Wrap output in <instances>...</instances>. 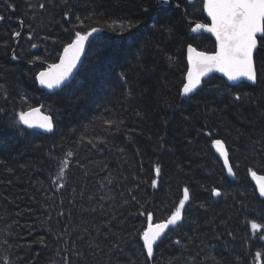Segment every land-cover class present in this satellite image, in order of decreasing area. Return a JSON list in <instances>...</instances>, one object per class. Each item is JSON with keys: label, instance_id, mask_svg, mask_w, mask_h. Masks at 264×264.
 Masks as SVG:
<instances>
[{"label": "trees", "instance_id": "16d2710c", "mask_svg": "<svg viewBox=\"0 0 264 264\" xmlns=\"http://www.w3.org/2000/svg\"><path fill=\"white\" fill-rule=\"evenodd\" d=\"M8 3L15 11L0 0V84L8 89L0 97V264H65V256L69 264H264L255 258L264 240L249 224H264V197L249 173L264 176V48L255 56L260 83L233 86L214 75L212 91L186 99L187 45L216 50L210 35L190 31L209 23L202 0H172L155 18L157 0ZM137 22L140 37L129 47L121 26ZM93 27L102 33L73 81L57 92L41 89L39 72L58 62L75 31ZM36 107L54 118L53 133L10 127L16 113ZM217 138L226 142L236 178L212 147ZM64 160L58 183L66 187L58 191L52 181ZM184 187L192 196L187 224L148 260L139 238L147 220L139 213L166 220ZM213 188L221 197L211 196ZM113 242L120 248L113 251Z\"/></svg>", "mask_w": 264, "mask_h": 264}, {"label": "snow or ice", "instance_id": "6c2138e0", "mask_svg": "<svg viewBox=\"0 0 264 264\" xmlns=\"http://www.w3.org/2000/svg\"><path fill=\"white\" fill-rule=\"evenodd\" d=\"M194 0H189V3H193ZM6 8L15 11L12 4L8 3V0H3ZM29 6L31 0H28ZM63 5H67L69 0H61ZM172 0H157L155 11L150 14L152 18L162 15L166 9L160 7V5H170ZM203 11L206 13L210 20V23H195L190 28L193 34H201L202 32L210 33L215 37L216 50L213 53L198 50L192 44H188L187 51V68L185 72V82L181 89V95L186 99H191L195 95H198L200 91H204L207 88L212 91L211 80H206L202 86L201 82L204 78L209 77L211 73H222L229 82H238L246 80L255 85L260 83V68H258L255 54L258 47L264 48V0H202ZM179 7V5H176ZM40 9H45L46 4L40 3ZM145 13H149L147 7L143 8ZM6 17L0 14V21H4ZM64 19H68V14L65 13ZM80 18L77 17V20ZM23 25V20L19 22ZM124 32L128 35L125 37L129 47H134L140 37L138 29L140 28V22L129 23L127 27L121 26ZM171 31V29H168ZM67 31V29H66ZM98 29L93 27L89 31L81 32L75 31L74 37H70L71 42L66 44L63 48V54L59 57L58 63H53L48 66L47 71H41L36 76L40 85L47 89L61 88V85H65L66 81L73 76L74 70L77 69V65L81 60V54L85 51L86 43H90L89 38L94 33H98ZM13 38L21 36L20 31H14L12 33ZM28 39L31 40L32 36L29 35ZM48 39V37H44ZM32 48H37V44H31ZM13 60L19 59V57L13 51ZM36 59H39L37 57ZM171 60V57L169 58ZM66 86V85H65ZM199 90V91H198ZM8 89L5 84H0V97L7 99ZM23 99V97H22ZM240 95L235 96L236 101L242 100ZM38 108H30L28 111H20L16 113V119L11 121L10 127L19 128L20 125L27 129H43L46 132L52 133L55 129L54 118L51 116H39ZM110 126H117L116 121H106ZM123 121H119V124H123ZM20 134L23 135V130H20ZM211 135V132L206 133ZM91 143V141H89ZM212 147L215 148L219 157L223 159L224 167L227 170V175L236 178L237 173L234 171L233 166L230 164L229 149L226 147V142L222 139H213ZM67 155L71 157L72 152H68ZM68 161L64 160L60 163L59 172L56 175L53 184H57V190L66 187L65 183H58L63 181L67 171ZM155 173L157 176L161 173L159 165L155 166ZM249 173L253 180L258 184V192L260 197H264V176H258L255 171L249 169ZM152 187H157V181H152ZM221 191L216 188L211 189V196L221 197ZM133 196V200H135ZM192 202V196L188 187L183 188L182 198L179 200L174 211L168 216L166 220L154 223L153 212H140V215H146L147 227L144 228L139 238L143 241L142 247L146 252L148 260L154 257V246L161 240L162 237H169L173 231L183 230L187 224L188 207ZM94 210V209H93ZM60 212L59 215H63ZM110 223V222H109ZM250 228L255 232H260L259 239L264 240V224L258 223L255 220L249 221ZM107 227V225H106ZM231 235V233H228ZM81 239H83L81 237ZM177 245L182 242L180 240L175 241ZM119 242L112 243V250L115 251L120 248ZM89 247H93V244H89ZM95 247L99 248V244H95ZM264 257V253L256 252L255 258L257 261ZM65 264H69L67 256L64 258ZM214 264H220L219 261H215ZM5 264H8L5 261Z\"/></svg>", "mask_w": 264, "mask_h": 264}, {"label": "water", "instance_id": "95a60500", "mask_svg": "<svg viewBox=\"0 0 264 264\" xmlns=\"http://www.w3.org/2000/svg\"><path fill=\"white\" fill-rule=\"evenodd\" d=\"M205 15H206V13H205ZM206 17H207V15H206ZM207 19H208V21H209V23H210V20H209L208 17H207ZM0 22H3V21H0ZM98 30H99V29H98ZM100 33H102L101 30H99L98 33H94L93 36L89 38L90 43H86L85 51H84V53L81 54V60H80V62H79L78 65H77V69L74 70L73 76L69 78V81H66V82H65V85H66V86H67L68 84H70V83L73 81L74 77H75L76 74L78 73V71H79V69H80V67H81V65H82V63H83V61H84V59H85V57H86V54H87L88 49H89V47H90V44L92 43V41L94 40V38H95L98 34H100ZM202 33L207 34V35H210V36L215 40V37L212 36L210 33H207V32H202ZM259 49H260V48L258 47L257 51H258ZM198 50H199V49H198ZM256 53H257V52H256ZM62 54H63V53H62ZM255 56H256V54H255ZM58 62H59V61H58ZM58 62H56V63H58ZM47 69H48V67H47L46 69H44L43 71H47ZM214 75H218V76L224 78L225 81H226L228 84L233 85V86H234V85H238V84H240V83H242V82L251 84V82L246 81V80H241V81H238V82H235V83H233V82H229V81H227V78L223 76L222 73H218V72H216V73H211L209 77L204 78V79L202 80V82H201L202 86H203V84H204V82H205L206 80H208L209 78L213 77ZM38 85H39L40 88H42V89L48 91L49 93H53V92L60 91V90H62V89L65 87V85H61V88H59V89H57V88H54V89H47V88H45L44 86L40 85L39 81H38ZM252 85H253V84H252ZM255 85H256V84H255ZM38 109L40 110V111H39V116H50V115L44 113L41 107H38ZM33 130L40 131V132H44V133H46V134H51V133L46 132V131H44L43 129H39V128H35V129H33ZM52 133H53V132H52ZM217 154H218V153H217ZM218 156H219V154H218ZM220 159H221V161L223 162V159H222L221 157H220ZM225 170H226V168H225ZM226 172H227V170H226ZM257 175H258V176H263V175H260V174H257ZM229 177H230V176H229ZM231 178H232V177H231ZM251 178H252V177H251ZM252 180H253V179H252ZM253 182L255 183V185H256L257 188H258V184H257V182H256L255 180H253ZM162 239H163V237L161 238V240H162ZM161 240H160V241H161ZM160 241H158L157 244H158ZM154 247H155V246H154Z\"/></svg>", "mask_w": 264, "mask_h": 264}, {"label": "bare ground", "instance_id": "6f19581e", "mask_svg": "<svg viewBox=\"0 0 264 264\" xmlns=\"http://www.w3.org/2000/svg\"><path fill=\"white\" fill-rule=\"evenodd\" d=\"M38 81V80H37ZM42 89V88H41ZM44 90V89H43ZM46 91V90H45ZM48 92V91H47ZM36 108H38V107H36Z\"/></svg>", "mask_w": 264, "mask_h": 264}]
</instances>
